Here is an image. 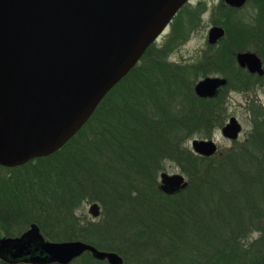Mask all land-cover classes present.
I'll return each instance as SVG.
<instances>
[{
    "label": "trees",
    "instance_id": "trees-1",
    "mask_svg": "<svg viewBox=\"0 0 264 264\" xmlns=\"http://www.w3.org/2000/svg\"><path fill=\"white\" fill-rule=\"evenodd\" d=\"M227 9L236 25L229 36L232 30L248 37L253 27L235 18L237 9ZM204 10L184 4L162 43L146 49L61 148L19 166L0 165V237L20 235L35 223L48 240L79 239L117 252L124 264L264 260L263 113L237 147L202 156L188 146L223 126V92L247 90L263 79L236 64L234 51L246 46L243 40L227 45L221 39L209 55L200 51L191 61L168 60ZM214 73L226 77L225 85L211 97L196 95V81ZM168 163L187 178L173 193L159 187ZM85 201L100 204V221L75 214ZM0 264L33 263L0 258ZM68 264L109 263L86 251Z\"/></svg>",
    "mask_w": 264,
    "mask_h": 264
},
{
    "label": "water",
    "instance_id": "water-1",
    "mask_svg": "<svg viewBox=\"0 0 264 264\" xmlns=\"http://www.w3.org/2000/svg\"><path fill=\"white\" fill-rule=\"evenodd\" d=\"M246 0H225L238 7ZM188 0H0V165L15 167L61 148L89 119L104 96L136 65ZM224 30L214 25L207 41ZM236 60L262 75L260 58L239 52ZM226 83L206 76L194 85L211 97ZM241 124L230 116L220 133L235 140ZM195 154L217 152L213 138H192ZM160 189L187 184L183 174L161 172ZM99 216V205H89ZM124 264L115 251L85 241L46 239L35 223L17 236L0 237V258L33 264H68L84 252ZM264 264V260L257 263Z\"/></svg>",
    "mask_w": 264,
    "mask_h": 264
},
{
    "label": "rangeland",
    "instance_id": "rangeland-1",
    "mask_svg": "<svg viewBox=\"0 0 264 264\" xmlns=\"http://www.w3.org/2000/svg\"><path fill=\"white\" fill-rule=\"evenodd\" d=\"M188 1L189 2H186V4H190L193 6L203 4L205 10L200 14V21L198 25H196L189 32L186 39L169 50L170 52L168 54V60L178 62L191 61L193 60L194 55L200 51V53L209 55L212 52V49H210L211 45L207 43V32L213 24H220L226 29L222 44L236 45L240 44L241 40H243L242 42L246 44L243 49L257 51L262 49L261 47H264V25H261L263 23L258 20V17L260 16L258 5L261 4L262 7H264V0H248L242 8L236 11V19H238L237 16H239V18H242V20L246 24L253 27V30L251 31L252 33L250 32L248 37H243L242 39H240L232 30L230 31L229 36L227 30L230 29V26L235 27L236 25H234V16L229 15L231 13V10L227 9L228 7L226 5L224 7H219L220 2H222L221 0ZM171 21L166 26L164 31L159 35V37L154 41L155 43H162L165 36L171 30ZM189 30L190 29H187V31ZM222 98L223 102L225 100V108L227 114L224 123L227 121L228 117L235 116L238 122L241 124L242 128L236 140H229L227 138H224L220 133V128L215 130L211 137L217 144V151H225L229 148L237 147L244 141H246L247 137L252 132L256 120L261 119L262 113L264 115V78L258 84H255L247 90L230 88L222 93ZM259 109L260 111H257ZM188 146L190 147V140L188 141ZM2 172L4 173L5 171ZM167 172L181 173L179 168H177L172 163H168ZM91 203L93 202H83L78 208L75 209L74 212L82 219L100 221L102 219V208L97 202L100 209L99 216L93 217L88 210Z\"/></svg>",
    "mask_w": 264,
    "mask_h": 264
},
{
    "label": "flooded vegetation",
    "instance_id": "flooded-vegetation-1",
    "mask_svg": "<svg viewBox=\"0 0 264 264\" xmlns=\"http://www.w3.org/2000/svg\"><path fill=\"white\" fill-rule=\"evenodd\" d=\"M222 2H223V4L224 5H226L227 7H229V8H234V9H237V11H238V9H240V8H242L244 5H245V3L248 1V0H246L245 2H244V4H242L241 6H238V7H235V6H232V5H229L228 3H226L225 2V0H221ZM189 2V1H188ZM187 2V3H188ZM186 4V3H185ZM238 19H239V16H238ZM214 25H217V26H220V27H222L220 24H213V25H211V27L212 26H214ZM223 28V30H224V34H223V36H221L215 43H213V44H211V43H209L208 41H207V43L209 44V45H211V46H214V45H217L218 44V42L221 40V39H223V37L225 36V32H226V29L224 28V27H222ZM239 52H252V53H255L259 58H260V60H261V66H262V68H263V70H264V60L262 59V56L256 51V50H248V49H238V50H235L234 51V56H235V62H236V64L239 66V67H241V68H243L244 70H246L248 73H250V74H252V75H255V76H257V77H260V78H264V73L262 74V75H260V74H258L257 72H250L249 70H248V68L246 67V66H240L239 65V63L237 62V60H236V54L237 53H239ZM207 76H220V77H223V78H225L226 79V77H224L223 75H220V74H214V75H207ZM204 77H206V76H203V77H200L198 80H200V79H202V78H204ZM197 80V81H198ZM196 81V82H197ZM225 85V84H224ZM223 86V85H222ZM221 88V86L217 89V91L219 90ZM217 91H216V93H217ZM229 118V117H228ZM228 120V119H227ZM226 123V122H225ZM224 123V124H225ZM223 124V125H224ZM223 127V126H222ZM221 127V128H222ZM220 128V129H221ZM210 138H212V137H210ZM238 138V137H237ZM236 140V139H235ZM164 172H167V171H164ZM169 173V172H168ZM182 174V173H181ZM184 177H185V180H186V182H187V178H186V176L184 175ZM159 187H160V179H159ZM26 230V229H25ZM7 257V259H5V260H8V261H10V259H12V258H10L9 256H6ZM11 261H15V260H11ZM16 261H20V260H16ZM22 261V260H21Z\"/></svg>",
    "mask_w": 264,
    "mask_h": 264
},
{
    "label": "clouds",
    "instance_id": "clouds-1",
    "mask_svg": "<svg viewBox=\"0 0 264 264\" xmlns=\"http://www.w3.org/2000/svg\"><path fill=\"white\" fill-rule=\"evenodd\" d=\"M255 235H257V236H258L259 234H258V233H256Z\"/></svg>",
    "mask_w": 264,
    "mask_h": 264
}]
</instances>
